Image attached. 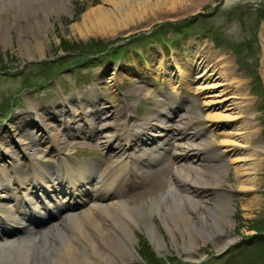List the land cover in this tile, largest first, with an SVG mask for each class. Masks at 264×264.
<instances>
[{
  "label": "bare ground",
  "instance_id": "1",
  "mask_svg": "<svg viewBox=\"0 0 264 264\" xmlns=\"http://www.w3.org/2000/svg\"><path fill=\"white\" fill-rule=\"evenodd\" d=\"M191 1L102 0L100 6L85 9L72 27L82 36L99 35L107 38L117 32H130L135 27L149 25L161 16L177 14ZM58 4L64 5V0H0V9L11 10L13 17L24 20L25 24L21 25L24 29L17 31V43L21 55L31 58L44 53V43L37 30L49 25V20H46L48 14L61 10ZM27 34L32 37V41L23 39ZM8 39L6 25L0 21V42L6 44ZM200 52L201 54L193 53L188 58L185 57L186 64L191 65L190 70L187 68L185 74L174 59L176 81H173V76L165 67L161 72L163 81L169 89L174 88L175 83L176 87L183 91L192 83L201 99L198 104L194 102L187 104L186 111L175 116L178 122L176 131L168 129L167 126L178 103L171 101V94H167L164 98L154 101L153 106L146 110V118H143L142 122L127 126V120L131 118L133 112L131 105L123 103L120 112L115 109L112 112L116 121L114 133L107 134L101 129L96 132L100 143L104 147H111L116 154H119L118 157L123 159L122 164L117 168L98 167L95 163L86 160L78 164L70 163L62 156L65 148L58 147V143L67 146L71 141L67 138L74 137L76 132L81 131L79 134L84 135L93 134L94 131L82 130L80 127L79 130H73L70 125L80 120L89 121V118L93 124H96L98 113L103 109L102 106L99 108L96 100L90 101L84 97L78 99L70 95L71 97L68 96L64 101L53 100L48 105L40 103L37 108L35 103L32 104L31 108L36 109V116L38 111L43 113V118L37 117V120H33V124L42 129V133L48 134L46 138H50V141L46 142V146L54 147L56 150L53 152L59 156L58 162L53 167H43L35 160L36 154L30 152L33 147L34 149L38 147L34 134L16 133L20 136L14 144L0 137V156L8 159L7 161L10 160L8 172L3 178L0 177V247L2 245L9 247L14 241L19 245L18 249L14 248L15 250L0 249V264H97V258H106L107 255L112 257L113 253L128 260L124 261V264H133L135 249L127 247L126 242H132L135 227L142 225L151 242L156 245L162 243L159 231L148 219L152 211L159 213L171 237L174 238L177 232L181 234L182 242L186 241L189 244L184 248L189 257L192 256V249L194 250L195 234L202 235L204 241H208L216 233L220 235L223 232L224 224L228 223V214L231 213L233 206L229 196L217 188L222 182V165H213V168L208 169L203 164L197 165L192 161L202 154L204 161L211 162L216 157L214 152L217 155L229 153L232 156L240 149H249L252 141L258 144L263 141L257 137L256 126L250 121L254 120L251 116L253 113L249 103L250 98L247 97L239 76L231 69L229 56L223 53H210L208 50ZM146 66L150 67L148 64ZM44 69L47 70V67ZM141 70L144 68L139 67L136 62L130 68L131 75L137 80L134 90L140 97H146L149 93L144 78L140 79L141 76L137 75ZM150 71L151 75H157L154 67ZM188 71L190 75L187 74ZM193 72L195 76L191 77ZM118 76V73H114L115 79ZM214 77L216 80H213ZM262 81L264 82L263 77ZM217 87L222 88L217 90ZM229 88L232 92L225 94L224 91ZM110 102L114 103V107L118 106L115 98L111 97ZM86 103L90 104L89 111L84 110ZM198 106L205 112L202 113ZM230 106L238 108V112L227 113L233 109ZM58 116H61L63 122L56 120ZM240 119L246 120L245 125L227 128L228 130L220 132L223 139L217 142L212 134L216 126L225 123L227 125L224 127H228L229 123L239 125ZM17 124L18 122L13 126L17 128L19 126ZM61 124L62 128L59 129L57 125ZM173 131L176 139L170 144L172 148L170 155L174 158L170 161L165 152H168L167 139L174 134ZM140 132H143V136L138 135ZM152 138L163 140L158 146L151 148L149 146L158 142H153ZM196 139H199L197 143ZM218 146L220 149L222 146L224 148L219 151ZM206 152L208 155L203 154ZM262 153L260 151L244 157L231 158L232 162L241 161L235 166L239 190L255 189L257 185L254 177L255 160L260 159ZM18 154L21 158H18ZM250 155H255L256 158H251L254 160L249 165L246 161ZM19 159H24L25 167L18 164ZM162 161H167L172 177L167 187L150 197L148 202L131 205L126 197L129 165L136 170L148 171L151 165ZM209 187L214 191L211 195H205V190ZM43 189H53L54 193L50 197H54L56 193L59 196L61 193L73 198L77 196L80 204L70 207L73 208L72 210L60 213L65 209L61 206L64 199H60L54 205L56 213L60 214L56 219L41 228L27 226L25 207L37 206L30 196L31 191ZM252 205L253 203L250 206ZM11 206L14 207L13 213L10 210ZM1 220L10 222V231L21 228L25 233L23 235L13 233L15 238L4 239L5 231L2 226L4 223ZM231 241L228 235L223 239L224 244ZM8 249L15 251L13 259L9 262V259L5 258ZM127 253L129 259L126 257Z\"/></svg>",
  "mask_w": 264,
  "mask_h": 264
},
{
  "label": "rangeland",
  "instance_id": "2",
  "mask_svg": "<svg viewBox=\"0 0 264 264\" xmlns=\"http://www.w3.org/2000/svg\"><path fill=\"white\" fill-rule=\"evenodd\" d=\"M101 2L102 0H64V5L58 4L61 10L48 14L46 20H49V25L37 30L44 43V53L31 58L20 54L17 43V31L24 29L21 26L25 24L24 20L13 17L11 10L0 9V21L6 25V32L9 35L6 44L0 42V137L14 144L20 136L16 133L34 134L38 147L35 149L33 147L30 152L36 154L35 160L39 164L50 168L57 163L59 156L53 152L56 150L54 147L46 146V142L50 141V138H46L48 134L42 133V129L33 124V120H37V117L43 118V113L38 111L36 116V109L32 110V104L35 103L37 108L40 103L48 105L53 100L64 101L68 96L71 97L70 95L78 99L84 97L90 101L96 100L99 108L100 106L103 108L98 113L96 124H93L89 118L90 122L86 119L70 125L73 130H79L80 127L82 130L94 131L93 134L86 133L85 136L83 133L79 134L81 131L76 132L74 137L67 138L71 140L67 146L58 143V147L65 148L62 156L70 163L78 164L86 160L95 163L98 167L117 168L122 164L123 159L119 158V154H116L111 147H104L96 134L100 129L107 134L114 133L116 121L112 115L113 110L120 112L123 103L131 105L133 113L127 120L128 126L142 122L143 118H146V110L153 106L155 100L158 101L164 98V95L171 94V101L178 104L175 105L177 106L175 115L169 118L167 127L176 131L178 122L175 116L186 111L187 104L193 102L198 104L201 99L192 83L183 91H180L175 83L173 84L175 87L169 89L161 75L164 67L173 76V81H176L174 59L185 74L187 68L189 70L191 68L185 60L190 54H201L202 50L215 54L223 53L229 56L231 69L239 76L243 89L250 98L249 103L253 113L251 116L254 118L250 121L256 126L257 137L263 141L260 142L261 144L252 141L249 149H240L232 156L229 153L217 155L216 152H212L216 157L211 162L204 161L202 154L192 161L197 165L203 164L208 169L213 165H222V182L217 188L228 195L232 202L233 208L228 214V223L224 224V230L220 235L216 233L208 241H204L202 235L195 234L194 250L192 249V256L189 257L184 250L189 244L186 241L182 242L181 234L177 232L174 238L171 237L159 213L152 211L148 219L159 231L162 243L156 245L151 242L145 228L140 225L134 228L133 240L126 242V245L135 249L133 264H264V146H262L264 86L260 77L262 72L264 78V57L263 60L261 57L264 54V0H192L177 14L161 16L149 25L135 27L130 32H117L107 38L99 35L82 36L72 24L79 20L85 9L100 6ZM33 32L37 34L35 30ZM24 38H27L28 42L32 41V37L28 34L24 35ZM135 62L139 67L144 68L137 75L141 76L140 79L144 78L149 93L146 97H140L133 88L137 80L131 75L130 68ZM126 63L131 65H124ZM147 64L150 67H147ZM45 67L47 70L44 69ZM153 67L157 75H151L150 69ZM194 72L191 73V77L195 76ZM114 73L119 74L117 79ZM187 74L190 75V72L188 71ZM213 80H216L215 77ZM112 84L114 85L110 88ZM224 92L230 94L232 90L229 88ZM111 97L116 99L118 106L114 107V103L110 102ZM89 105L86 103L84 110L89 111ZM198 107L202 113L205 112L200 106ZM230 108H233L227 112L230 114H235L239 110L233 106ZM60 118L61 116H58L56 120L63 122ZM245 121L240 119L239 125L229 123L228 127H224L227 123L217 125L212 134L219 142L223 139L220 132L228 130L227 128L244 126ZM16 122L19 125H16L17 128L13 126ZM57 127L62 128V124ZM175 131H173L174 136L171 135L166 144L168 152L165 154L170 161L174 159L170 155L172 153L170 144L176 139ZM142 133L138 135L143 136ZM152 139L153 142H158L149 146L151 148L158 146L163 140ZM198 141L199 139L195 140L196 143ZM218 148L220 151L224 146ZM260 151L263 152L260 159L255 160L254 177L257 183L255 189L239 190L235 166L241 161L232 162L231 158L244 157ZM203 154L208 155L207 152ZM18 158H21L20 154ZM251 158L256 156H248L246 162L249 165L254 160ZM0 159V177L3 178L8 172L10 160L7 161L8 159L2 156ZM18 164L22 167L26 165L24 159H19ZM167 165V161L155 163L148 171L136 170L129 165L126 197L131 205L148 202L150 197L167 187L172 179ZM213 191L214 189L209 187L204 194L211 195ZM33 198L36 199L34 194ZM76 199L79 198H71V200ZM65 200L69 199L66 197ZM252 203L253 205L250 206ZM38 213L40 214L36 213L33 219L37 227L56 219V217L44 216L42 212ZM49 213L52 214V210H49ZM9 232L19 234L18 230ZM226 235L232 239L228 244L223 243ZM13 243L9 247L2 245L0 249H18L17 241ZM14 250H6L5 258L9 259L8 262L14 257ZM127 255L128 253L126 257L129 259ZM124 261L128 260L114 253L112 257L107 255L106 258H97V264H124Z\"/></svg>",
  "mask_w": 264,
  "mask_h": 264
},
{
  "label": "water",
  "instance_id": "3",
  "mask_svg": "<svg viewBox=\"0 0 264 264\" xmlns=\"http://www.w3.org/2000/svg\"><path fill=\"white\" fill-rule=\"evenodd\" d=\"M263 86H264V82H263Z\"/></svg>",
  "mask_w": 264,
  "mask_h": 264
}]
</instances>
